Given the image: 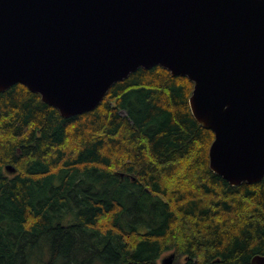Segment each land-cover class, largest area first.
I'll list each match as a JSON object with an SVG mask.
<instances>
[{
    "label": "trees",
    "instance_id": "obj_1",
    "mask_svg": "<svg viewBox=\"0 0 264 264\" xmlns=\"http://www.w3.org/2000/svg\"><path fill=\"white\" fill-rule=\"evenodd\" d=\"M193 84L162 67L62 118L16 84L0 93V264H250L264 256V178L209 169Z\"/></svg>",
    "mask_w": 264,
    "mask_h": 264
},
{
    "label": "water",
    "instance_id": "obj_2",
    "mask_svg": "<svg viewBox=\"0 0 264 264\" xmlns=\"http://www.w3.org/2000/svg\"><path fill=\"white\" fill-rule=\"evenodd\" d=\"M154 66L193 84L190 112L214 135L210 171L260 182L264 0H0V93L20 84L69 118Z\"/></svg>",
    "mask_w": 264,
    "mask_h": 264
},
{
    "label": "rangeland",
    "instance_id": "obj_3",
    "mask_svg": "<svg viewBox=\"0 0 264 264\" xmlns=\"http://www.w3.org/2000/svg\"><path fill=\"white\" fill-rule=\"evenodd\" d=\"M167 256V255H166ZM165 257V256H164Z\"/></svg>",
    "mask_w": 264,
    "mask_h": 264
}]
</instances>
